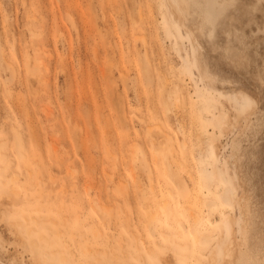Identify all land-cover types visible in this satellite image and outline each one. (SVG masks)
Returning <instances> with one entry per match:
<instances>
[{"label":"rangeland","instance_id":"rangeland-1","mask_svg":"<svg viewBox=\"0 0 264 264\" xmlns=\"http://www.w3.org/2000/svg\"><path fill=\"white\" fill-rule=\"evenodd\" d=\"M0 142V264H264V0H0Z\"/></svg>","mask_w":264,"mask_h":264},{"label":"bare ground","instance_id":"bare-ground-1","mask_svg":"<svg viewBox=\"0 0 264 264\" xmlns=\"http://www.w3.org/2000/svg\"><path fill=\"white\" fill-rule=\"evenodd\" d=\"M176 2H178L179 4L182 5V8L185 9L187 7H189V5H192L193 9L195 11H198L202 18L210 24V26H213L214 25V22L215 20L223 13V11L227 8L228 5H230L232 3L233 0H175ZM28 60V59H27ZM34 62V60H33ZM40 62V61H39ZM38 64V60L36 62ZM35 64V63H34ZM40 64V63H39ZM38 64V65H39ZM37 66V65H36ZM28 70V69H27ZM16 132V130H15ZM18 134V133H17ZM16 134V135H17ZM18 136V135H17ZM19 139V138H18ZM19 141H22L21 139H19ZM2 142H0V145H1ZM185 143H183L184 145ZM53 145V144H52ZM21 154V153H20ZM22 155V154H21ZM5 156L4 154H2V157ZM1 155H0V158H2ZM21 157V156H20ZM9 162V161H8ZM179 162V161H178ZM180 163V162H179ZM178 163V164H179ZM181 166H182V163H180ZM209 164V163H208ZM4 166H7V163L4 165ZM180 166V165H179ZM3 169V167H1ZM0 168V173H1V169ZM204 171V169L202 170ZM12 179V178H11ZM10 180V179H8ZM8 180H6V183L8 182ZM11 181V180H10ZM4 185V184H3ZM204 203H206L205 205H214V199L212 198H209V197H204ZM150 215V214H149ZM148 217H150L151 221H152V218H153V215H152V218L151 216H147V219ZM154 219V218H153ZM147 223L150 222L149 221H146ZM27 223V222H26ZM29 229H32L34 230L33 228H29ZM28 229V231H29ZM163 235H165V237L163 236V238H168L169 239V234L168 233H163L161 232ZM28 234V233H27ZM201 238L203 237V239H206L208 238V236H202L200 235ZM41 237V236H40ZM196 237L198 238L199 235H196ZM167 239V240H168ZM196 239V238H194ZM202 240V239H201ZM32 243H34L33 241H31ZM184 245V246H183ZM183 248L186 249V247L188 246L187 244H183ZM187 245V246H186ZM159 246V245H158ZM180 246V245H179ZM160 247V246H159ZM212 250H213V245H210L208 247V253H212ZM185 255V254H184ZM182 255V256H184ZM196 258V257H195ZM184 260V259H183ZM182 260V261H183ZM198 260V259H197ZM196 261V259H195ZM202 264H208V262H205V263H202Z\"/></svg>","mask_w":264,"mask_h":264}]
</instances>
